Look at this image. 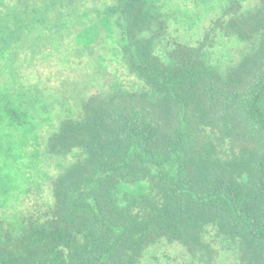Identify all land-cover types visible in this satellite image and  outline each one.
Returning a JSON list of instances; mask_svg holds the SVG:
<instances>
[{"label":"trees","instance_id":"obj_1","mask_svg":"<svg viewBox=\"0 0 264 264\" xmlns=\"http://www.w3.org/2000/svg\"><path fill=\"white\" fill-rule=\"evenodd\" d=\"M173 1L13 0L22 8L0 14V57L17 77L21 50L49 62L44 41L27 39L37 26L62 41L66 68L91 66L102 39L97 61L111 53L125 69L105 83L90 73L67 101L46 91L50 104L31 72L5 85L13 123L57 109L41 156L73 160L16 222L0 214V264H142L162 241L217 264L211 229L239 264H264V0H182L216 10L198 35ZM224 38L248 45L237 61L216 58Z\"/></svg>","mask_w":264,"mask_h":264},{"label":"rangeland","instance_id":"obj_2","mask_svg":"<svg viewBox=\"0 0 264 264\" xmlns=\"http://www.w3.org/2000/svg\"><path fill=\"white\" fill-rule=\"evenodd\" d=\"M38 1L36 0V2ZM90 1L76 0V2L83 3V5L85 2ZM95 2L101 4L104 0H95ZM176 3L185 4L182 0H174L173 4ZM186 4L184 7H189L190 10L187 14H189L191 20L195 19L198 21L194 25V32L197 35L201 34L211 25V19L216 17V10L214 8L205 10L204 5L193 7L189 2H186ZM19 7L22 8L13 0H0V14H4L5 11H12L15 8L19 9ZM44 30L43 26H37L32 34L27 35V39L33 41V37H35V40L39 41L41 39L44 41L46 44V56L49 58L46 60L49 62L44 60L40 62L39 54L34 52L26 54L22 50L18 57L19 60L16 59L13 62L18 67V70L20 67L22 75L25 72H31L32 75L27 76V78L30 77L32 83L38 89L43 90L41 83L45 85L44 94H40L42 103L50 104L55 99L54 96H49L46 91L51 94L52 92L58 94L59 100L67 101V99H70L71 94L69 95L66 90H69L72 86L79 90L78 88L84 83L89 82L90 73H95V82L105 83L125 72L119 62L110 60L112 58H109L111 53L107 55L108 60L106 63L97 61V56L103 53L101 50L103 44H100L102 39L93 44V54L83 59V62L92 59L93 64L91 66L84 68L75 64L71 68H66L64 65L68 63L69 55L64 49H60L59 46L62 41L59 42L60 39L54 34H49V31H47V35L44 34ZM63 36L67 37L65 33ZM110 46L108 45L109 49ZM247 49V44L237 42L235 39L224 38L221 44H217L215 56L222 62L237 61L241 53ZM56 50L64 52V56H60L62 57L61 60L58 57L59 54H55ZM105 53H108V51H105ZM228 54L230 56L227 58ZM25 57L29 59L30 66L28 69L23 67V59ZM22 75L17 77L16 74L14 75L10 72L7 59L0 57V95H7L4 89L5 85H9L10 88L16 84L17 87L21 84L28 85L23 81L25 78ZM78 82L81 84L78 85ZM46 95L48 100L45 99ZM17 107L24 110L19 103H17ZM35 107L38 108V105ZM52 107L47 108L46 111H42L39 108L36 112L27 108L30 112L29 118H27L25 124L18 125L11 121L5 110V103L0 101V214L10 222H16L20 214L34 203L37 198H46L51 192L50 178L60 173L73 160V155L67 157H58L56 155L41 156V152L47 153H45L47 139L57 127V109ZM208 239L214 242L215 247L219 251L217 264H239L235 253L223 248L225 241L222 237L216 236L214 229H211ZM190 260V254L182 245L162 241L147 251L142 264H189Z\"/></svg>","mask_w":264,"mask_h":264}]
</instances>
